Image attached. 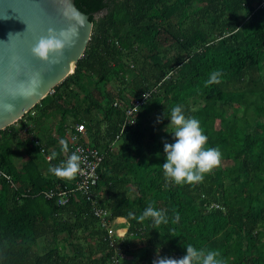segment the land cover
<instances>
[{
	"label": "trees",
	"instance_id": "1",
	"mask_svg": "<svg viewBox=\"0 0 264 264\" xmlns=\"http://www.w3.org/2000/svg\"><path fill=\"white\" fill-rule=\"evenodd\" d=\"M74 4L92 23L74 72L0 130V172L13 184L0 174V264H153L182 258L187 244L218 251L224 264H264V0ZM216 70L221 83L206 87ZM146 91L134 124L121 131L125 109ZM176 105L200 121L205 147L222 152L196 185L165 186L164 142L174 140L164 112ZM78 124L82 142L103 155L98 204L113 228L127 226L121 255L74 191L76 178L61 182L49 171L71 155L58 142ZM22 153L27 160L16 163ZM51 189L70 191L67 203L46 199ZM149 205L169 224L153 229L150 218H129Z\"/></svg>",
	"mask_w": 264,
	"mask_h": 264
},
{
	"label": "clouds",
	"instance_id": "2",
	"mask_svg": "<svg viewBox=\"0 0 264 264\" xmlns=\"http://www.w3.org/2000/svg\"><path fill=\"white\" fill-rule=\"evenodd\" d=\"M67 15V14H65ZM70 21L66 29L57 32L53 28L48 29L46 36H41L38 42L32 48V55L39 60L55 64L63 56L64 49L75 43L78 37V28L76 23L79 18L76 15L67 16ZM223 73L220 70L213 71L210 78L205 82V86L221 83ZM41 77L39 73L33 74L26 86H22L21 95L34 94L39 88ZM146 96V94H145ZM15 98V93H13ZM5 112L15 111L12 103H4L0 105ZM164 116L170 120L165 131L172 128L173 143L164 142L165 162L162 170L165 178V186L168 184L196 185L202 183L206 175L211 174L213 170L220 166L222 152L217 148H206L208 137L204 134L200 121L195 117L185 115L183 105H176L171 109L170 115L164 112ZM159 122V118H158ZM62 151L67 152L68 142L65 139L59 141ZM79 150L72 152L66 161H62L59 165L52 167L49 171L57 178L72 181L76 178L81 170L82 157L77 153ZM55 158V153H53ZM129 218L143 222L151 219L153 229L159 226L168 225L169 218L163 210H158L152 205L145 208L143 213L137 217L133 213H128ZM180 216L175 214L172 223H179ZM174 231V230H172ZM186 254L179 259L170 257H159L153 261V264H224L222 259H218L220 253L218 251H205L204 249H196L191 244L185 245Z\"/></svg>",
	"mask_w": 264,
	"mask_h": 264
},
{
	"label": "water",
	"instance_id": "3",
	"mask_svg": "<svg viewBox=\"0 0 264 264\" xmlns=\"http://www.w3.org/2000/svg\"><path fill=\"white\" fill-rule=\"evenodd\" d=\"M71 15L79 18L78 22L72 21L79 34L75 43L64 49L59 62L49 64L34 57L31 50L39 38L46 36L49 28L57 32L66 29L70 23L67 16ZM91 32L88 15L76 8L74 0H0V105L15 106L13 112L0 108V130L21 119L74 72ZM35 73L41 77L39 88L34 94L21 95V87Z\"/></svg>",
	"mask_w": 264,
	"mask_h": 264
},
{
	"label": "built area",
	"instance_id": "4",
	"mask_svg": "<svg viewBox=\"0 0 264 264\" xmlns=\"http://www.w3.org/2000/svg\"><path fill=\"white\" fill-rule=\"evenodd\" d=\"M150 94L151 91H146L143 92L139 98L132 100L130 105L125 109L126 120L122 125L121 131L123 130L125 123L130 125L134 124L135 114L137 113L139 107L147 101V99L150 97ZM114 105H116V103ZM85 136L86 129L83 127V125L78 124L75 126V132L70 133L68 137L71 153L79 150L77 154L82 157L81 170L76 176L74 191L79 192L90 204L92 214L99 220L100 226L105 229L107 235L106 238L109 240V245L115 249L118 255H121L117 240L124 235V232L113 228L109 224V213L106 209H103L100 204H98L97 196L93 190L98 180V168L102 163L103 155L96 148H93L92 146L82 142ZM49 159V156H47L46 160L48 161ZM0 174L11 183L10 177L8 175H5L2 172H0ZM11 186H13L12 183ZM42 194L46 199H55L58 206H63L68 201L70 191L65 189H51L43 192Z\"/></svg>",
	"mask_w": 264,
	"mask_h": 264
},
{
	"label": "crops",
	"instance_id": "5",
	"mask_svg": "<svg viewBox=\"0 0 264 264\" xmlns=\"http://www.w3.org/2000/svg\"><path fill=\"white\" fill-rule=\"evenodd\" d=\"M68 136H69V134H67V137H66V140L68 141V144H69V139H68ZM58 145H60V143L58 142ZM20 157L22 158V160H27V155H25V154H21L20 155ZM40 166H41V168L43 169V171L45 172V170H46V165H44V164H40ZM56 177V176H55ZM57 178V177H56ZM57 179H59L61 182H66V183H69L70 181H67V180H63V179H60V178H57ZM117 222L118 223H120V224H124V219L123 218H118L117 219ZM126 225L125 226H123V227H120L119 229L122 231V232H126Z\"/></svg>",
	"mask_w": 264,
	"mask_h": 264
},
{
	"label": "rangeland",
	"instance_id": "6",
	"mask_svg": "<svg viewBox=\"0 0 264 264\" xmlns=\"http://www.w3.org/2000/svg\"><path fill=\"white\" fill-rule=\"evenodd\" d=\"M109 85H110V84H109ZM109 85L107 86V88H109ZM151 117H152V118H155V116H154L153 114L151 115ZM155 119H156V118H155ZM12 148L15 149V145H14V144H12ZM20 160H21V159H20V155H17V157H15V161H16V163H20ZM119 230H120V229H119Z\"/></svg>",
	"mask_w": 264,
	"mask_h": 264
}]
</instances>
